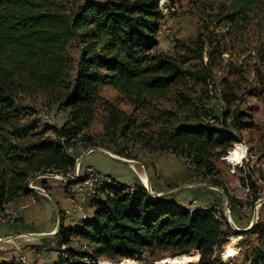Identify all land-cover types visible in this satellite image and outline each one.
<instances>
[{
    "label": "trees",
    "instance_id": "16d2710c",
    "mask_svg": "<svg viewBox=\"0 0 264 264\" xmlns=\"http://www.w3.org/2000/svg\"><path fill=\"white\" fill-rule=\"evenodd\" d=\"M207 5L215 11L210 15L201 4L208 17H201L203 30L182 41L180 53L171 54L158 46L165 17L159 0L72 5L0 0V210L29 194L37 198L40 194L27 188L29 180L47 172H72L88 147L132 160L144 152H171L188 161L193 175L226 191L215 161L239 148L233 145L240 140L237 132L257 128V123L237 105L245 96L235 95L245 79L243 66L223 64L225 75L218 82L214 72L235 43L255 42L242 51L254 57V80L263 85L264 0H207ZM221 27L226 30L218 34L215 29ZM102 85L112 87L129 110L100 95ZM214 85L220 88L221 110L208 106ZM38 98L41 107L63 113L60 124L39 116ZM98 111L102 130L95 135L88 127ZM76 143L81 149H75ZM113 182L101 188L103 197L91 201L92 215L58 230L66 246L53 264H98L93 262L98 257L119 263L147 250L167 253V258L196 251L194 264H224L219 252L230 235H241L239 243L250 246L245 238L253 235L255 252L245 264H264V221L232 231L212 208L172 204L162 195L152 198L141 183ZM62 184L68 192L70 183ZM70 235L90 249L71 247ZM83 258L89 260L82 263Z\"/></svg>",
    "mask_w": 264,
    "mask_h": 264
},
{
    "label": "rangeland",
    "instance_id": "374dc122",
    "mask_svg": "<svg viewBox=\"0 0 264 264\" xmlns=\"http://www.w3.org/2000/svg\"><path fill=\"white\" fill-rule=\"evenodd\" d=\"M73 1H76L77 3H79L82 0H62V2L66 5H72ZM166 1L167 0H159L161 7H163V12L165 13V17L161 21V32L159 33V35L161 36L162 40H164L167 43L166 45L169 46L166 52H169L171 54H178L181 52V49H182L181 47L182 41L195 37L200 31L203 30L201 17L202 16L204 18H208V17L206 16V14L205 15L203 14L201 4L202 3L206 4V7L208 8L207 13H209L210 15L214 13L215 7L212 6L213 10H211L210 6L207 5V0H176L173 4H170ZM165 4L166 6L164 7ZM225 30L226 29L224 27L215 29L216 32L218 31V34L224 33ZM254 44L255 42H251L250 44H243L240 42L235 43L234 48L231 52H228L222 55V60H220L221 67L215 68L214 80L218 82V80L225 75L224 70L222 68L223 64H227L231 62L236 66L242 65L243 68L245 69L244 82L236 86L238 90L235 92V95L238 98L240 97V95H243V94L245 96L243 97L244 100H240L237 105L240 109L245 110L248 113H250L254 121L257 123V128H253L250 130L246 129V130L237 132L238 135H240V140L238 142H235L233 145L235 146L237 144L236 147L239 146V148L229 149L228 150L229 153H226V155L250 153L252 156H255L257 159H259L260 148H258L257 145L261 144L264 140V83L260 87L256 85L255 80H254V75L252 72V65L254 63V59H253L254 57L253 58L247 57L246 56L247 54H245V52L242 51L243 49L251 50V47H253ZM76 51H77L76 46L74 45V48L71 49V52L75 54ZM251 55H253V52ZM204 59H206V55H204ZM241 61H242V64H240ZM263 69H264V66H263ZM253 89L256 92L254 95H250V93L253 92ZM99 92H100V95L114 102L118 107L125 109V110H129L128 105L125 104L124 102H121L118 99L117 93L112 87L108 85H102ZM211 93L214 94L215 97H220V88L216 85H214L213 87H210L209 94L211 95ZM219 99L220 98H215V106L220 107V110H221L222 103H219ZM39 104H41V101L38 98L37 100L34 101V105H36L38 109L39 116L43 120L48 121V123L58 125L59 124L58 119H60V117L63 118V113L57 110L56 107L47 108L43 105L41 107ZM208 106L212 107L211 100L208 103ZM101 118H102L101 112L98 111V115L94 117V119L91 121L88 127L89 133L95 134V135H98L99 133H101V130H102ZM248 140L249 141L255 140V141L250 143ZM89 148L92 150L93 147H88L86 149H89ZM98 148H101V147H98ZM101 149L108 151L104 148H101ZM161 153H167L171 155L173 159H176L173 157L171 152H161ZM112 154L116 155L114 153ZM152 154H157V153L144 152L141 155L149 156ZM93 155H97V154H93ZM226 155L221 156L219 159L215 161V164L219 171V177L224 180L226 191L222 189L221 187H218L215 185H214L215 187L212 186L209 188V184L211 183H209L208 178L202 179L198 176L193 175L192 174L193 172H191L190 175L187 174V176L183 177L182 180L177 181V183L175 184L180 183V185L182 186L181 188L187 187L186 189H199V192L204 193V194H206L207 192L206 190L208 189V191H212L216 193L217 195L222 196L223 194L221 190H223L225 193V198L223 197L222 200L226 202V207H221V203H216V204L220 206L219 210L225 213L224 215L227 221L229 222V217L227 216V210L232 211L233 209H236L238 213H240L238 207L236 206L238 204L242 205L241 201L243 202L245 201L241 199L243 196L246 197L249 202L250 201L255 202L258 199V189H260V194L264 195V171L262 172V162L257 159L256 161L254 160L253 162L254 164L252 167L250 166L249 162L244 163V165L242 166L240 165L236 166L234 164H229L225 160ZM112 163L116 164V162L114 161ZM75 169L76 168L74 167L73 170ZM186 169H188L189 171H192L193 168H187L186 166ZM49 173H55V172H49ZM53 175L62 176V174L58 172H56ZM54 176L52 175L42 176L41 174L37 178H34L33 180H31L32 181L31 184L33 185L34 183L36 186H39L42 188L45 187L44 190L48 193V191L58 186H61V187L63 186L61 181L57 180L56 177ZM63 183H67V182L63 180ZM251 183L254 186L253 188L251 186ZM71 184L72 183H70V185ZM246 187L249 189V190H246L247 192H245ZM37 193L40 194V192H37ZM183 193H187V191H181L178 194L176 193L173 194L169 202H171L172 204L184 206L185 204L181 202H188L186 199L181 202H179L178 200L176 201V196L178 198V196L182 195ZM20 198H26L27 200H29L30 205L35 204L37 200V198H35V196L32 194H29L25 197H20ZM222 200L219 199L218 202H222ZM15 202L17 203L18 201L15 200L11 204H16ZM209 204L206 203V205H209ZM5 210L7 211V205H5ZM62 214H63V211H62ZM259 214H260L259 218L257 220L251 221V224H248V226H244V227L233 226L232 231H238L236 229H240V230L249 229L250 227L254 226L258 221H261L260 217L262 219L264 218V207H262L259 210ZM73 237L74 235H70V238L72 239V242L69 243L70 246L73 245L76 250H79L81 248V245H86V248L87 247L89 248L88 244L84 242L82 238L81 239L79 238L75 241L73 240ZM253 237L254 236L251 235L245 238L251 241V246H250V245H246V243L245 244L239 243L241 239V235L228 236L226 238V241L221 246V249L219 252V257L221 261L224 264H245L246 262H248L253 257L254 252H255L254 240H252ZM60 241H61V237L59 235L52 237V238L43 239L41 241L40 240L38 241L39 244L37 245H40L38 247L40 250L39 252H41V254L44 256L46 261L47 259L50 260L51 256L54 255L53 253L52 254L50 253L51 251L56 250L59 252V248L65 249L66 245L64 243H59ZM19 247L25 253L26 258L30 263L33 262L29 258L30 249H31V252H30L31 258L39 257V256H36L37 249L35 246L19 245ZM147 252H148V256L146 257L145 261L142 264H155V262L156 264H163V263L173 264L172 258H167L168 256L167 253L155 252L153 254H150L148 250ZM196 254L197 252H195L196 257L194 261L189 262L188 264H194L197 261ZM19 255H20V251L18 250L15 244L11 242H1L0 243V264H3V263L28 264L26 262L21 263V260L18 257ZM97 260H98V264L109 263L105 257H98L95 260H93V262H96ZM34 261L36 263L37 259H35ZM127 261L129 262L128 264H135V260L128 259ZM81 262L84 263L87 261L83 260ZM48 263L49 262L47 261L46 264Z\"/></svg>",
    "mask_w": 264,
    "mask_h": 264
},
{
    "label": "crops",
    "instance_id": "0c3cea01",
    "mask_svg": "<svg viewBox=\"0 0 264 264\" xmlns=\"http://www.w3.org/2000/svg\"><path fill=\"white\" fill-rule=\"evenodd\" d=\"M160 32L161 25L159 33ZM158 41L159 49L166 51L169 46L166 45L167 43L162 40L160 35H158ZM58 120L60 124L62 118L60 117V119ZM254 141L255 140H251L249 142L251 143ZM113 161L116 162V164H113ZM135 162L137 163L125 162L111 157L103 152L92 151L82 158L80 165L94 166L98 169L96 171H98L99 173L108 176L111 175L117 183L127 185L141 183L145 188L149 186L151 192L153 193V196L161 194L165 197L166 201H170V198L175 193L178 194L181 191H187V193L179 195L178 198L176 196V201L178 200L179 202H181L186 199L188 202L181 203H184V206L190 208L209 207L213 205L212 202H218L219 199L222 200L223 198V195H217L212 191H208V189L206 190V194H204L199 192V189H186L187 187L181 188L182 186L180 185V183L175 184L177 183V181L182 180L183 177L187 176V174L190 175L191 171L186 169L181 163L178 162V160L173 159L172 156L167 153H157L149 156L141 155L140 159L138 161L135 160ZM111 176L110 178L113 181V178ZM74 184L75 183L72 182L69 187L74 186ZM18 200L19 199H17V201ZM89 202L91 203L90 199L87 200L85 206V211L87 214H81L80 219L86 218L87 215H92L93 208ZM206 203L210 204L206 205ZM69 206L70 201L66 198L64 186H58L48 191L47 196L38 195L36 203L31 205L29 208L25 209L20 221L11 224H0V243L11 242L17 246H35L37 249L36 256L39 257L31 258V249L29 252V258L33 261V264H46L47 261L49 262L48 264L53 263L57 259L58 251H51L50 253H53L54 255L51 256L50 260L47 259L46 261L41 252H39L40 250L38 247L40 245L37 244H39V240L41 241L43 239H48L57 236L56 233L61 227L65 229H70L81 223L80 219L78 220V217H76V215H68L66 217L67 207ZM231 216L237 227L245 226L247 220L245 218H242L236 209L232 210ZM58 218L60 219V226L57 229L59 225ZM260 220L264 221V218L262 219L260 217ZM46 233L54 234L49 236H36ZM79 238L80 237L74 235L73 240L76 241ZM71 242L72 239L70 238V243ZM71 247L74 248L73 245H71ZM35 259H37L36 263L34 261Z\"/></svg>",
    "mask_w": 264,
    "mask_h": 264
},
{
    "label": "built area",
    "instance_id": "2783aa9c",
    "mask_svg": "<svg viewBox=\"0 0 264 264\" xmlns=\"http://www.w3.org/2000/svg\"><path fill=\"white\" fill-rule=\"evenodd\" d=\"M163 2V1H161ZM215 98H220V97H215L214 94L211 93V104L212 107L218 108L220 110V107H216L215 106ZM216 124H219L216 120ZM76 140V139H75ZM76 150L81 149V145L76 143ZM258 148H260V155H259V161L262 162V172L264 171V143L258 144L257 145ZM68 150L73 151L74 149L72 147H69ZM85 150V149H84ZM83 150V151H84ZM90 153V152H89ZM77 159V158H76ZM224 161V160H222ZM179 163H181L185 168H186V164L183 161H178ZM94 170H98L97 168H95L94 166H81L80 164L77 165V170L76 173H71L68 174L66 176H54L56 177L57 180L61 181V183H63L64 177H71V176H75L79 171H91V179L89 182L77 186V187H68V192H66V198L70 201V206L67 207V215H76V217H78V220L81 218V214H87L85 211V206H86V202L87 200H89L90 198H99L100 194L97 193V181L98 180H102V179H93V172ZM52 173H44L42 174V176H47V175H51ZM33 188H39L41 191L40 195L43 196H47L46 191L39 186H36L34 183L32 185ZM18 202L16 204H7V211H0V224H8V223H1V215L4 214H13V222L11 223H15L18 219H20L23 216V212L25 211V209L29 208L30 202L29 200H27L26 198H18ZM214 203H221V207H226V202L224 200H222V202H213ZM264 206V195L260 194V189H258V199L256 202L250 203V204H246L244 207V213H239V215L242 218H245L246 224L245 226H248V224L253 221V220H257L259 218V210L261 209V207ZM232 211H228L227 210V216L229 217V225L232 228L233 226H236L234 223V220L232 219L231 216ZM16 247L18 248V250L20 251V255L18 256L19 258L23 259L26 263L28 264H32L30 263L26 256L25 253L22 251V249L16 245ZM86 251V249H85ZM148 256V252L147 254H142L141 257L139 258H135V264H142L146 257ZM83 260H89V259H82ZM53 264V263H52ZM156 264V262H155Z\"/></svg>",
    "mask_w": 264,
    "mask_h": 264
},
{
    "label": "bare ground",
    "instance_id": "6f19581e",
    "mask_svg": "<svg viewBox=\"0 0 264 264\" xmlns=\"http://www.w3.org/2000/svg\"><path fill=\"white\" fill-rule=\"evenodd\" d=\"M220 103H222V101H220ZM204 120V119H203ZM205 122L206 123H210L212 122V119H205ZM263 139V138H262ZM263 143H264V140H263ZM89 152H92V150L89 148ZM173 155V154H172ZM174 156V155H173ZM175 157V156H174ZM178 161H183L187 167L190 168L189 164H188V161L184 158V157H175ZM256 157L255 156H252L250 153L246 154V153H242V154H230V155H227L225 157V160L229 163V164H234L236 166L240 165H244V163H247L249 162L250 163V166L252 167L253 166V162L254 160L256 161ZM256 163V162H255ZM239 166V167H240ZM247 166V164H246ZM75 170H73L72 172L68 173V174H71V173H76V170H77V165L75 164ZM61 174V173H60ZM66 174V175H68ZM66 175H63L62 176H66ZM38 176L40 175H37L35 176L34 178H37ZM246 177V176H245ZM34 178L30 179L29 180V183L27 185V188L28 189H33L32 187V181ZM91 179V171H79L75 176H71V177H64V181L66 182V180H71L74 184V186L72 187H77V186H80V185H83L87 182H89ZM93 179H102V180H98L97 181V193L100 194V197H103V194L101 192V188H104L107 190L108 187H110V185H113V181L112 179L110 178V176L108 175H104L102 173H99L98 171L94 170L93 172ZM70 182V183H72ZM247 186V185H246ZM246 190H249L247 187L245 188V192H247ZM110 193V192H109ZM111 194V193H110ZM93 199H96V198H90V200L92 201ZM242 200H245L244 202L241 201L242 205H237L236 207H238L239 209V212L240 213H244V207L246 204H250V203H253L254 201H248V199L246 197H242L241 198ZM257 201V200H256ZM255 201V202H256ZM228 204V203H227ZM7 205V204H6ZM219 205L217 204H213L209 207H199L200 209L202 210H206L208 208H212L215 215L221 220L222 218H224L227 221L226 217H225V213H223L221 210H219ZM230 208V207H229ZM197 209V208H196ZM194 210V209H193ZM0 211H6L5 210V207L0 210ZM66 214H67V211H66ZM71 216V215H69ZM10 222H13V214H4V215H1V223H10ZM229 223V222H228ZM251 224V222L249 223ZM251 228V227H250ZM236 230H240V229H236ZM142 254H147V251H144L142 252ZM141 254V256H142ZM197 255V254H196ZM140 256V257H141ZM195 253L193 252H190V253H183V254H179V255H176V256H173L172 257V262L173 264H188L189 262H193L194 259H195ZM21 263H25V261L23 259H21ZM129 262L126 260L125 261H122V262H119V263H112V262H109V263H104V264H128Z\"/></svg>",
    "mask_w": 264,
    "mask_h": 264
},
{
    "label": "water",
    "instance_id": "95a60500",
    "mask_svg": "<svg viewBox=\"0 0 264 264\" xmlns=\"http://www.w3.org/2000/svg\"><path fill=\"white\" fill-rule=\"evenodd\" d=\"M92 151H100V152H103V153H105V154H107V155H109V156H111V157H114V158H116V159H119V160H122V161H125V162H130V163H137V162H135V160H131V159H126V158H121V157H119V156H116V155H113L112 153H110V152H108V151H105V150H103V149H101V148H98V147H93L92 148ZM89 153V149H85L84 151H82L81 152V154L77 157V159H76V161H75V164L76 165H79L80 164V162H81V160H82V158L86 155V154H88ZM56 173V172H55ZM55 173H52L51 175L52 176H54L53 174H55ZM66 182L67 183H70V182H72L71 180H66ZM215 187L214 185H211V184H209V187ZM32 190H34V191H37V192H39V191H41L39 188H33ZM146 190H147V192H148V194L152 197V198H157L158 196H160L161 194H159V195H156V196H153V193L151 192V189L149 188V186H147V188H146ZM221 190V189H220ZM222 191V194H223V197L225 198V193H224V191L223 190H221ZM58 227H57V229L59 228V226H60V219L58 218ZM245 230H247V229H242V230H239V231H245ZM57 231V230H56ZM55 231V232H56ZM54 232V233H55ZM54 233H46V234H40V235H36V236H49V235H52V234H54ZM193 253H195L196 251H192Z\"/></svg>",
    "mask_w": 264,
    "mask_h": 264
}]
</instances>
